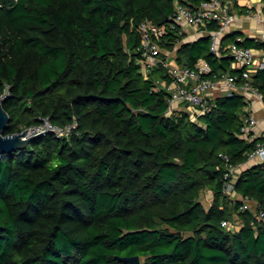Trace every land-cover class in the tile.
I'll list each match as a JSON object with an SVG mask.
<instances>
[{
	"label": "trees",
	"instance_id": "trees-1",
	"mask_svg": "<svg viewBox=\"0 0 264 264\" xmlns=\"http://www.w3.org/2000/svg\"><path fill=\"white\" fill-rule=\"evenodd\" d=\"M174 1L196 9L208 0H0L4 135L41 117L77 124L67 137L39 135L0 153V264H128L118 257L134 255L141 264H264L256 218L264 161L234 184L255 211H240L241 201L223 192L220 153L242 163L264 138L240 136L244 96L221 87L194 121L184 110L169 113L168 93L155 89L165 69L141 71L142 21L164 27L157 42L165 50L184 36L171 22ZM210 43L209 35L180 43L176 62L205 59L208 77L239 76L229 45L264 51V41L235 32L220 56ZM251 84L264 101V69ZM206 189L209 206L200 200Z\"/></svg>",
	"mask_w": 264,
	"mask_h": 264
},
{
	"label": "built area",
	"instance_id": "built-area-1",
	"mask_svg": "<svg viewBox=\"0 0 264 264\" xmlns=\"http://www.w3.org/2000/svg\"><path fill=\"white\" fill-rule=\"evenodd\" d=\"M246 12L248 17L260 23L262 32L257 39L264 41L263 4L257 10L247 9ZM237 18V13L229 0H208L201 3L196 9L188 3L174 1L171 22L179 27L180 34L184 33L177 45L192 41H189L185 31V27H191L209 35L210 51L220 56V41ZM211 23L217 25L215 30H207ZM138 29L140 44L137 51L140 52L144 60L141 71L145 77H148L152 69L157 66L165 69V77L156 80L155 89H164L168 93L169 113L175 110H184L192 120L197 121L200 115L210 111L215 93L221 87H225L227 95L238 93L244 96L246 106L240 136L253 138V130L258 126L259 119L252 109V104L257 103L263 111L260 120L264 124V101L257 88L252 86L251 78L257 71L264 69V51L239 46L236 43L230 44L228 55L232 58L231 66L239 70V76L225 72L216 78H211L207 76L211 72V67L205 59H199L193 66L180 65L175 59L177 45L172 50H165L159 46L157 38L164 33L163 26L144 20L139 24ZM76 125V122L73 121L65 126H59L52 123L48 117H41L38 123L26 128V137L32 138L48 133L54 134L56 137H67ZM220 156L225 168L223 192L232 198L234 194H237L234 184L240 172L245 169L242 167L243 163L256 164L258 163L256 160H264V138L256 144L248 154L246 161L242 163L233 164L230 157L224 153H220ZM237 200L241 201L240 211L256 210V203L253 200L242 196ZM256 218L264 221V211L256 210ZM222 226L231 229L234 227L228 221H223Z\"/></svg>",
	"mask_w": 264,
	"mask_h": 264
},
{
	"label": "crops",
	"instance_id": "crops-1",
	"mask_svg": "<svg viewBox=\"0 0 264 264\" xmlns=\"http://www.w3.org/2000/svg\"><path fill=\"white\" fill-rule=\"evenodd\" d=\"M235 3H236L237 7L236 6L233 7L235 5ZM231 4H232L233 9L237 13L238 18L235 21V23H233L229 27L228 32L222 37V39L220 41V47L223 43L224 37L230 33L235 32L237 39H242L244 37L259 38V36L261 35V32H262L260 23H257L254 19H252L251 17H248L246 15L247 9L257 10V8L261 4H263L261 0H234V2ZM241 8L244 9L243 12H240ZM185 31H186V36L189 38V41L190 40L194 41L201 36L207 35L206 33H203V31L199 32L197 30H194L191 27H185ZM261 51H263V50H261ZM252 105H253L252 109L259 119L258 126L253 130V137H260L261 135L264 136V124L260 120L262 115H263V111L258 107L257 103L252 104ZM262 161H264V160H260V161L256 160V162H262ZM249 165L251 166L253 164L248 163V162H244L242 167L247 168ZM209 192L211 193V195L209 196L208 203L206 206H209L210 203L212 202L213 193L211 191H209ZM239 197L240 196L238 194H234L231 199L235 200V199H238Z\"/></svg>",
	"mask_w": 264,
	"mask_h": 264
},
{
	"label": "water",
	"instance_id": "water-1",
	"mask_svg": "<svg viewBox=\"0 0 264 264\" xmlns=\"http://www.w3.org/2000/svg\"><path fill=\"white\" fill-rule=\"evenodd\" d=\"M9 122V115L0 102V153L15 151L25 147L30 138L26 137L27 130L4 135V130ZM118 260L128 264H141L137 255L118 257Z\"/></svg>",
	"mask_w": 264,
	"mask_h": 264
},
{
	"label": "rangeland",
	"instance_id": "rangeland-1",
	"mask_svg": "<svg viewBox=\"0 0 264 264\" xmlns=\"http://www.w3.org/2000/svg\"><path fill=\"white\" fill-rule=\"evenodd\" d=\"M208 195V196H207ZM211 195V193L209 192V190H203L202 193H201V196H200V200L205 204L207 205L208 203V199H209V196ZM207 199V200H206ZM238 224V223H237ZM238 226V225H237Z\"/></svg>",
	"mask_w": 264,
	"mask_h": 264
}]
</instances>
